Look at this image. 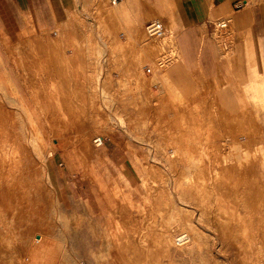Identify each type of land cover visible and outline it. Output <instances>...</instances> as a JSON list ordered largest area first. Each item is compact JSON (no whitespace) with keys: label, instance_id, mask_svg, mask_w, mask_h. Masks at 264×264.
I'll use <instances>...</instances> for the list:
<instances>
[{"label":"rangeland","instance_id":"obj_1","mask_svg":"<svg viewBox=\"0 0 264 264\" xmlns=\"http://www.w3.org/2000/svg\"><path fill=\"white\" fill-rule=\"evenodd\" d=\"M73 2L53 31L0 37V264H61L52 240L73 264H264V76L227 106L201 80L172 79L167 24L121 42L108 0Z\"/></svg>","mask_w":264,"mask_h":264},{"label":"crops","instance_id":"obj_2","mask_svg":"<svg viewBox=\"0 0 264 264\" xmlns=\"http://www.w3.org/2000/svg\"><path fill=\"white\" fill-rule=\"evenodd\" d=\"M75 5L73 0H0V37H11L31 26L53 31L62 12ZM113 8L123 30L121 42L146 26L147 12L167 24L177 57V66L169 72L172 79L201 80L207 87L223 91L227 106L235 101L239 82L252 74L264 76V0H120ZM225 16L230 18L235 38L228 58L219 54L213 40V25ZM259 86L264 90V84ZM259 106L264 109V102Z\"/></svg>","mask_w":264,"mask_h":264},{"label":"bare ground","instance_id":"obj_3","mask_svg":"<svg viewBox=\"0 0 264 264\" xmlns=\"http://www.w3.org/2000/svg\"><path fill=\"white\" fill-rule=\"evenodd\" d=\"M149 55V54H148ZM16 160H18V159H16ZM18 163H20L19 161H16V164H15V166H14V168H15V172H18L19 171V169H21V167L19 166V164ZM11 171H13L12 170V168L11 167H9V170H8V173L10 174L11 173ZM23 175V174H22ZM12 177H14L13 178V181H18L17 179V177H15V175L14 176H12ZM20 177H22V176H20ZM20 179V178H19ZM10 189V186H9V184L8 183H4L3 185H0V198H3L4 197V199H3V201L5 200V197H8L7 195H8V193H9V190ZM16 195V194H15ZM15 197V196H14ZM17 197H19L18 196V194H17ZM16 197V198H17ZM21 198V197H20ZM19 198V199H20ZM7 199V198H6ZM183 233V232H182ZM198 234V233H197ZM188 235V234H187ZM14 238L16 239V240H18L20 243H21V238H19V236L18 235H16L15 234V236H14ZM13 238V239H14ZM188 240V237L186 236V235H180V237H179V239H178V241L177 242H175L176 244L178 243V244H182V243H184V242H186ZM191 239H189L188 241H190ZM195 240H196V238H195ZM18 241H17V243H18ZM42 243V241L40 240V238L38 237V239H35V238H33V241H31L30 243H29V245H28V249H27V254H26V261H31V260H33L34 259V256L38 253V252H40V247H39V245ZM64 244H63V242L62 243H59V242H57V241H55V240H52V241H50L49 242V246H48V250H49V254L50 255H52V254H54V255H52V256H54V257H57L58 255H62V262H61V264H73V262L69 259L71 256L69 255V253H67L66 251H65V249H64V246H63ZM185 246V245H184ZM47 250V251H48ZM45 252V251H44ZM93 255H95V257H94V260H95V262H96V264H101V262H99V259H100V253L99 254H95V253H92Z\"/></svg>","mask_w":264,"mask_h":264},{"label":"built area","instance_id":"obj_4","mask_svg":"<svg viewBox=\"0 0 264 264\" xmlns=\"http://www.w3.org/2000/svg\"><path fill=\"white\" fill-rule=\"evenodd\" d=\"M120 2V0H108V3L110 6H116L118 3ZM214 29H226L228 27V22L225 20H221V21H217L214 25H213ZM146 31L147 33L156 38V39H160L165 35V28L163 26V23L160 22L159 20H154L150 23H148L146 25ZM146 73H150L149 69H145ZM94 145L96 147H100L103 144L102 138H96L93 141Z\"/></svg>","mask_w":264,"mask_h":264}]
</instances>
